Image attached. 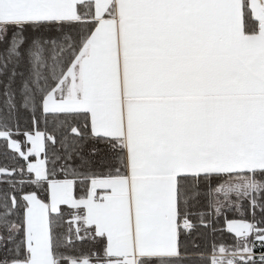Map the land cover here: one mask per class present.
<instances>
[{"label": "snow or ice", "instance_id": "1", "mask_svg": "<svg viewBox=\"0 0 264 264\" xmlns=\"http://www.w3.org/2000/svg\"><path fill=\"white\" fill-rule=\"evenodd\" d=\"M0 97V264H264V0H0Z\"/></svg>", "mask_w": 264, "mask_h": 264}, {"label": "trees", "instance_id": "2", "mask_svg": "<svg viewBox=\"0 0 264 264\" xmlns=\"http://www.w3.org/2000/svg\"><path fill=\"white\" fill-rule=\"evenodd\" d=\"M3 98L0 97V100H2ZM19 99V98H18ZM18 121H19V124H20V127L22 130H31V126H32V123H31V113L23 108H20L18 110ZM41 127H43V125H41ZM21 139H23V137H20ZM91 145H88L84 151L85 153H87V150H88V147H90ZM97 147H102V145H99L97 144L96 145ZM3 145L2 143H0V151H3ZM78 194H79V190H78ZM228 217L229 218H239L238 216H236L233 212L229 211L228 212ZM195 219V218H193ZM201 231H206L205 229H201ZM195 235V234H194ZM224 239L227 240V241H230L232 239V237L230 235H225L224 236ZM86 247V245H85ZM254 251L257 252V255L259 254V252L261 251H264V248H259L257 247L256 249H254Z\"/></svg>", "mask_w": 264, "mask_h": 264}]
</instances>
